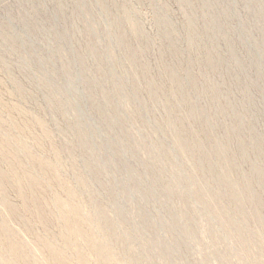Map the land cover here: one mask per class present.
I'll return each instance as SVG.
<instances>
[{"label":"rangeland","instance_id":"374dc122","mask_svg":"<svg viewBox=\"0 0 264 264\" xmlns=\"http://www.w3.org/2000/svg\"><path fill=\"white\" fill-rule=\"evenodd\" d=\"M0 139L52 217L0 184L35 264L72 206L107 264H264V0H0Z\"/></svg>","mask_w":264,"mask_h":264},{"label":"bare ground","instance_id":"6f19581e","mask_svg":"<svg viewBox=\"0 0 264 264\" xmlns=\"http://www.w3.org/2000/svg\"><path fill=\"white\" fill-rule=\"evenodd\" d=\"M29 155L32 158V155L31 154H29ZM29 155H28V157H29ZM15 156H16V154L13 151L11 144L8 141H4L3 139H0V162H2L7 167V170L5 172L0 171V184H1V186L3 187L5 193H7L8 190L10 191L13 186H14V188H15V186H18V185L20 187H23V188H26V187L31 188L32 187L33 192H32V190L28 191L30 196L27 195V192L26 193L24 192L25 196H27V197L29 196L30 199L33 201L32 202L33 208L35 210L36 215L40 218V220H42L46 224H50L52 217L47 212L48 208L46 209V207L44 206L40 196L38 194L34 193L35 190L39 189L38 181L33 176H31V174H32L31 172H30L31 174H28V175H26L27 173L26 174L21 173V171H22L21 169L23 168L22 167L23 164L21 165L18 161H16ZM31 161H32V159H31ZM37 164H38V162H37ZM41 164H43V162H41ZM24 168H25V166H24ZM42 168H43V165H42ZM25 170L27 171V169H25ZM23 172H25V171H23ZM14 188H13V190H14ZM24 191H26V190H24ZM20 192H22V194H23L22 190ZM69 196L72 199H74V198H76L77 195L72 191L69 193ZM30 199H29V202H30ZM24 200H26L25 197H24ZM3 202H4V210H5V214H6V220L8 221V220H11L12 218L13 219L17 218L19 216L18 215V213H19L18 209L16 207L12 206L7 199H5ZM56 203L57 204L60 203L58 199H56ZM54 204H55V202H54ZM46 206L48 207V205H46ZM23 209H25V208H23ZM68 214L70 215V219H71L70 223L68 225V229L72 233L73 237L77 238L80 241V243H75V242H72L69 240H65V244H64V247L62 249H65V248L69 247L70 245L71 246L73 245L75 247L77 254H78L80 264H89V260H88V257L86 254V249H85V246H89L92 250L95 251V253L99 257L100 264H107V262H106L107 258H106L105 250H104L103 246L94 243L92 238L90 237V235L83 228V225H82L83 218L80 214L79 208L77 206L70 207L68 209ZM258 219H259V216H258ZM260 219H261V217H260ZM261 221H263V220H261ZM2 223L3 222H1V220H0V230H2L6 234L7 240L1 245V251H5V253L9 256L10 264H16V263L35 264L36 261H34L32 256L29 255L28 257H26L25 255H23L24 249H23V247H21L20 241L17 239V237L15 238L14 237L15 235L12 234L9 230L6 232V230L10 229V228L6 227L7 225L3 226ZM49 241L47 243V242H43V240L38 241V240L34 239V241H32V243L34 246H36L35 248H36V252H38V254H40L41 250L44 249V252H46L50 256V259L52 260L53 264H70L68 262V259L66 258V251L62 250L61 248L59 249L56 245L51 244L52 241L51 242H49ZM33 261H34V263H33Z\"/></svg>","mask_w":264,"mask_h":264}]
</instances>
